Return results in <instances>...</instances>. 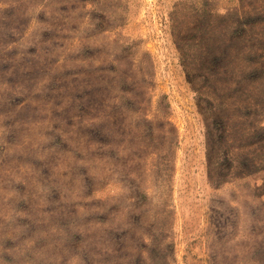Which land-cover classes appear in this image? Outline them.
<instances>
[{
	"label": "rangeland",
	"instance_id": "rangeland-1",
	"mask_svg": "<svg viewBox=\"0 0 264 264\" xmlns=\"http://www.w3.org/2000/svg\"><path fill=\"white\" fill-rule=\"evenodd\" d=\"M0 264H264V0H0Z\"/></svg>",
	"mask_w": 264,
	"mask_h": 264
}]
</instances>
